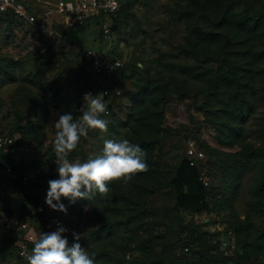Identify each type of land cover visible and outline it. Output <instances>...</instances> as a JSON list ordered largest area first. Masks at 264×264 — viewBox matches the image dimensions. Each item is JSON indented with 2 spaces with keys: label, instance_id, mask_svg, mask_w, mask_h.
<instances>
[{
  "label": "rangeland",
  "instance_id": "obj_1",
  "mask_svg": "<svg viewBox=\"0 0 264 264\" xmlns=\"http://www.w3.org/2000/svg\"><path fill=\"white\" fill-rule=\"evenodd\" d=\"M246 10L257 24L241 29ZM57 21L46 37L0 16V134L15 141L0 150V264H28L33 238L58 225L95 264H264V0H128L107 37L102 19ZM87 48L120 66L95 75ZM105 91L108 132L90 130L69 159L126 138L148 168L54 210V123Z\"/></svg>",
  "mask_w": 264,
  "mask_h": 264
},
{
  "label": "clouds",
  "instance_id": "obj_2",
  "mask_svg": "<svg viewBox=\"0 0 264 264\" xmlns=\"http://www.w3.org/2000/svg\"><path fill=\"white\" fill-rule=\"evenodd\" d=\"M106 95L86 93L78 118L66 112L54 123L58 179L48 182L45 198V204L54 210L67 213L62 197L70 204L77 200L93 201L101 195L106 197L112 182L126 184L148 168L145 150L126 138L105 139L99 154L84 161L69 159L81 138L87 137L90 130L108 132V120L104 118L108 114ZM66 231L64 226L58 225L54 231L39 232L33 238L28 264H95L94 257L79 243L80 235L73 233L74 242L69 245L64 235Z\"/></svg>",
  "mask_w": 264,
  "mask_h": 264
},
{
  "label": "built area",
  "instance_id": "obj_3",
  "mask_svg": "<svg viewBox=\"0 0 264 264\" xmlns=\"http://www.w3.org/2000/svg\"><path fill=\"white\" fill-rule=\"evenodd\" d=\"M122 2L123 0H0V14H11L46 37L58 35L54 27L58 18L78 26L102 19L105 22L103 34L107 37L113 17ZM82 54L89 69L97 76L112 72L120 66L119 62L110 60L98 50L87 48ZM14 145L13 137L0 135V150L13 152ZM187 153L191 156H202L192 149H188ZM24 253L25 249L22 248L21 254Z\"/></svg>",
  "mask_w": 264,
  "mask_h": 264
},
{
  "label": "trees",
  "instance_id": "obj_4",
  "mask_svg": "<svg viewBox=\"0 0 264 264\" xmlns=\"http://www.w3.org/2000/svg\"><path fill=\"white\" fill-rule=\"evenodd\" d=\"M127 1L128 0H123V2L121 3V6H120V9L119 11L115 14V16L113 17V20H112V25L115 23V21L117 20L118 16L120 15V13L123 11V9L127 6ZM249 8V7H248ZM1 17H4L5 19H8V20H11V21H14L15 23L21 25V26H25L27 27L28 29H31L33 30V32H36V33H39L41 34L40 32L36 31L35 29H33L30 25L26 24L25 22L23 21H20L18 19H16L14 16H12L11 14H0ZM98 20V19H97ZM233 22H235L236 26L239 27V28H247L248 26L254 24V27L256 26L257 24V17L255 15H252L249 10H246L242 13H239L236 15V19L233 20ZM43 35V34H41ZM44 36V35H43ZM213 37H217V35H214L213 34ZM236 69V66L235 64L234 65H231V69L227 72H224L223 75H224V79L227 80L228 84H234L232 83L233 80H234V77H235V71ZM218 81V80H217ZM217 81L214 80V82L216 83ZM218 85L220 84V87L219 88H223V85L221 83H217ZM214 90H217L218 88L217 87H214L213 88ZM242 110V109H241ZM238 113H240V108L239 110H237ZM2 135V134H0ZM4 136H7V137H11L9 135H4Z\"/></svg>",
  "mask_w": 264,
  "mask_h": 264
},
{
  "label": "water",
  "instance_id": "obj_5",
  "mask_svg": "<svg viewBox=\"0 0 264 264\" xmlns=\"http://www.w3.org/2000/svg\"><path fill=\"white\" fill-rule=\"evenodd\" d=\"M115 28H116V27H115V26H113V27H112V30H113V29H115Z\"/></svg>",
  "mask_w": 264,
  "mask_h": 264
}]
</instances>
